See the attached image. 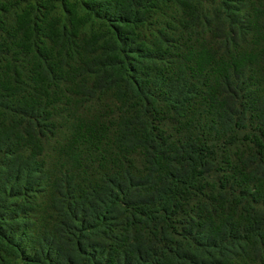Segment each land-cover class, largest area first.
Listing matches in <instances>:
<instances>
[{
	"label": "trees",
	"instance_id": "16d2710c",
	"mask_svg": "<svg viewBox=\"0 0 264 264\" xmlns=\"http://www.w3.org/2000/svg\"><path fill=\"white\" fill-rule=\"evenodd\" d=\"M0 264H264V0H0Z\"/></svg>",
	"mask_w": 264,
	"mask_h": 264
}]
</instances>
